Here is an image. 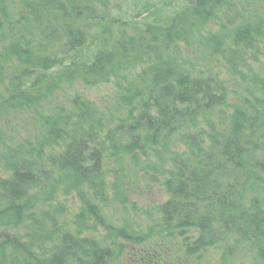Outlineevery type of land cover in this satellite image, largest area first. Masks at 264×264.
<instances>
[{
    "label": "trees",
    "instance_id": "obj_1",
    "mask_svg": "<svg viewBox=\"0 0 264 264\" xmlns=\"http://www.w3.org/2000/svg\"><path fill=\"white\" fill-rule=\"evenodd\" d=\"M117 1L0 0V264H264V66L233 105L196 68L259 63L264 0L121 24ZM77 84L115 92L57 100Z\"/></svg>",
    "mask_w": 264,
    "mask_h": 264
},
{
    "label": "rangeland",
    "instance_id": "obj_2",
    "mask_svg": "<svg viewBox=\"0 0 264 264\" xmlns=\"http://www.w3.org/2000/svg\"><path fill=\"white\" fill-rule=\"evenodd\" d=\"M189 0H118L112 4V16L111 18L115 21L119 20L120 24L127 22L142 23V22H152L153 17H159L160 20L167 21L176 12H179L183 7L188 4ZM259 3V2H258ZM250 9L252 11H258V5L251 3ZM213 30H217L212 27ZM188 52H191L188 50ZM259 63H251L248 61V70L242 71L241 75L233 78L228 72L222 68V65L218 61L209 63L197 64L196 68L198 73H204V75H218L220 79L226 83H229L228 90L231 91L232 95L229 96L228 105H233L238 101V99L244 97L245 90H247L249 80L256 75L260 74L263 77V66H264V56L258 58ZM250 89V88H249ZM115 92V88L112 85H101L93 88H86L80 84L72 87H64V89L58 93L57 100L59 102L65 101L67 97L73 94H79L83 97L88 98L95 102H106L111 101ZM236 93V94H235ZM231 111V109H229ZM107 180L108 176H107ZM145 188L143 192H138L137 194H130L129 199L131 202L136 203L137 207L141 211L148 210L154 213V207L167 200V195L163 191L162 187L158 185L147 186L143 185ZM147 188V189H146ZM70 214H74L78 210V204L75 199H71L70 203ZM153 217L145 224L152 225L156 216ZM145 218V217H143ZM219 249H210L206 251L201 259V264H217L219 258ZM128 257V256H127ZM130 260V259H125ZM200 262V261H199Z\"/></svg>",
    "mask_w": 264,
    "mask_h": 264
}]
</instances>
